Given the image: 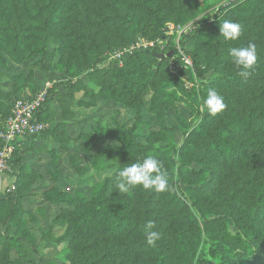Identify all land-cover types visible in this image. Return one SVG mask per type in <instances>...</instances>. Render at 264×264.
Returning <instances> with one entry per match:
<instances>
[{
  "label": "trees",
  "instance_id": "trees-1",
  "mask_svg": "<svg viewBox=\"0 0 264 264\" xmlns=\"http://www.w3.org/2000/svg\"><path fill=\"white\" fill-rule=\"evenodd\" d=\"M46 1L47 5L39 7L44 10L42 15L33 13L32 9L37 7L31 5L40 0H15L14 5L13 0H0V48L16 63L23 64L47 55V36H54L62 45H76L73 58L63 59L68 66L66 72L75 68L85 70L90 63L89 52L101 43L112 42L111 35L120 38L122 44L127 39L122 32L141 30L118 11L122 4L133 11L132 16L139 19L147 16L155 35L160 34L169 20L189 21L200 11L193 0ZM101 2H105L103 7L112 8L114 15L100 14L94 21L89 16L82 19L83 13H89ZM225 19L242 25L243 34L238 40L220 36V22ZM70 23L87 33L81 35L74 27H69L72 29L69 33H61ZM250 28L259 30L264 38V0L241 2L220 20H206L196 33L185 36L180 43L182 47L188 40L202 42L195 50L183 52L190 57L194 71L202 80L203 99L208 89H216L227 105L223 112L213 116L204 109L199 122L191 125L175 111L178 126H169L165 117V129L181 134L182 141L159 146L155 151L137 142L134 129L120 126L112 133L118 145L103 151L94 160L95 168L101 172L117 169L115 184L107 179L95 185L90 193L79 191L74 196L57 189L47 192V200L67 206L57 220L66 226L59 242L67 243L62 255L68 264H264V44H255L257 62L248 70L251 72L248 78L240 76L243 69L229 55L231 47L252 44L244 39L247 38L244 31ZM145 30L144 26V34ZM217 39L223 46L221 51L215 45ZM210 50L219 55L217 64L222 70L221 76L214 80L205 76L202 69ZM156 55L140 49L125 57L123 68L105 67L102 71L106 79L100 85L99 97L103 95L105 101L123 103L125 92L129 93L125 91L128 80L139 76L149 59L164 63ZM0 61L6 63L2 57ZM113 74L119 75L120 81L126 84L121 85L117 96L108 93ZM94 76L88 78L92 80ZM180 83L170 78L162 90L180 88ZM55 91L56 87L47 90V100L37 113L38 120L46 124L44 114L56 97ZM0 97L8 99L1 91ZM195 101L201 107L203 100L196 98ZM2 114L0 129L12 113ZM49 131L48 127L29 138L44 136ZM50 153L57 154L56 150ZM149 154L162 162L170 189L155 192L138 185L127 193H120L116 187L119 171L128 164L142 162ZM111 162L118 165L113 167ZM10 163L17 171L14 177L21 192V186L31 183L38 171L23 164L17 144ZM222 169H229L230 175L223 177ZM22 198L20 194L18 200H8L16 207ZM148 220L154 222V230L160 233L155 246L146 242L144 226ZM13 239L10 234H0V264H18L9 256L15 244Z\"/></svg>",
  "mask_w": 264,
  "mask_h": 264
},
{
  "label": "rangeland",
  "instance_id": "rangeland-1",
  "mask_svg": "<svg viewBox=\"0 0 264 264\" xmlns=\"http://www.w3.org/2000/svg\"><path fill=\"white\" fill-rule=\"evenodd\" d=\"M193 1L200 7L196 17L182 22L169 20L161 28L159 35L154 34L155 31L149 26L150 20L147 16L144 15L139 19L132 16L134 13L129 7L120 5L118 11L125 15L129 22L138 25L141 30L132 29L122 32L121 34L127 38L122 44L120 38L111 35L112 42L101 43L100 47L89 52L90 63L85 70L75 68L71 72H66L68 66L63 59L69 56L73 58L76 45H62L54 36H47V55L42 58L36 57L23 64L16 63L4 49L0 48V57L6 62L1 64L0 61V91L8 96V99L0 97V104L3 105L0 110L2 115L12 113L18 100H27L41 91L59 86L62 82H65L63 83L65 85L69 79L75 81L71 86L79 85L80 92L76 96L82 101V105L77 107L75 105V109H79L82 113L81 118H78L79 123L69 129H60L62 136L58 133L35 137V140H30L32 144H28L31 145L28 150L21 154L28 166L38 169V176L34 177L31 183L22 185L19 192L14 178L17 171L12 165L7 175H0V234H10L15 238L13 239L15 244L9 251L11 260L18 264H68L62 255L67 243L59 242L66 232V226L57 220L67 206L47 200L45 195L52 189L73 196L79 191L88 194L95 185L107 179L113 181L112 185L115 184L117 169L101 172L95 168L94 160L103 151L118 145L112 139V133L120 126L134 129L137 142L155 151L159 146L182 141L181 134H174L165 129V117L168 118L169 126L173 127L178 126L175 111L191 125H196L199 118L205 114L204 109L202 110L195 101L196 98L203 100L202 80L194 71L190 57L183 52L195 50L202 42L197 44L193 40H188L180 50L179 45L185 36L196 33L205 25L206 20L218 21L228 11L246 0ZM12 3L14 5L15 0ZM104 3L97 4L87 14L83 13L82 19L89 16L90 21H94L100 14L114 15L112 8L107 9L102 6L105 5ZM31 5L37 7L32 9L33 13L43 15L44 10H39V7L47 5V1L40 0V3L32 2ZM164 14L172 16L167 12ZM170 24L181 26V30L186 32L179 35L177 31L173 33L164 31ZM144 26L145 34L142 32ZM65 27L66 31L61 33H69L72 30L70 28L73 27L81 31L75 23L66 24ZM253 29L245 30L247 38H243L252 44L263 45L264 38L259 34V30ZM85 33L87 31L82 30L79 34ZM142 43L148 45L147 49L153 53L164 55L172 51L175 53L164 59L163 64L149 59V63L142 68L140 75L128 80V85L120 81L119 75L113 74L108 93L117 96L121 85L125 84V91L129 93L125 92L123 103L115 104L114 101H105L103 95L99 97L100 85L104 84L106 79L105 71L102 70L105 67L110 70L113 65L116 68H123L124 66L117 61L116 55L130 51L136 48L137 44L142 45ZM215 45L218 46L219 51L223 49L219 39L215 41ZM214 51L207 52L208 58L202 62L204 75L212 80L218 79L222 73L221 65L217 64L219 55ZM186 60H190L191 65L187 64ZM93 75L95 76L92 80L88 78ZM170 78L178 79L181 82L180 88L170 87L163 91L162 87ZM188 93L192 95L189 96ZM37 142H41L38 148ZM52 150H56L57 154L50 153ZM110 165L116 167L118 163L111 162ZM195 165L193 164L194 167ZM238 170L239 168L236 171ZM227 175H230V170L222 169V176ZM12 185L15 186V190L9 191ZM20 194L23 198L19 200V205L14 207V202L8 199L18 200ZM12 210L14 215H11Z\"/></svg>",
  "mask_w": 264,
  "mask_h": 264
},
{
  "label": "clouds",
  "instance_id": "clouds-1",
  "mask_svg": "<svg viewBox=\"0 0 264 264\" xmlns=\"http://www.w3.org/2000/svg\"><path fill=\"white\" fill-rule=\"evenodd\" d=\"M242 25L225 19L220 22V36L225 40H238L242 35ZM229 55L232 62L243 69L239 74L243 78H248L257 62V46L248 44L247 46L231 47ZM202 110L206 109L211 115L215 116L223 112L227 105L224 97L214 88L208 89L206 98L201 105ZM166 172L163 170L162 162L154 155H147L142 162L131 163L123 167L117 176L116 187L120 193L129 192L130 188L142 186L145 190H154L155 192H164L170 189L169 182L166 178ZM146 242L150 246H155L160 239V233L155 231V224L148 220L145 224Z\"/></svg>",
  "mask_w": 264,
  "mask_h": 264
},
{
  "label": "built area",
  "instance_id": "built-area-1",
  "mask_svg": "<svg viewBox=\"0 0 264 264\" xmlns=\"http://www.w3.org/2000/svg\"><path fill=\"white\" fill-rule=\"evenodd\" d=\"M164 31L172 33L177 31L179 35L186 32V30H181V26L171 24L167 25ZM147 46L144 43L142 45L137 44V47L130 51L118 53L116 59L121 66H124L126 56L132 55L140 49L148 50ZM180 48L181 46L179 50ZM172 52L175 53L174 51ZM190 60L185 62L191 65L192 61L190 62ZM47 90L39 92L32 99L18 100L14 105L10 118L4 122L0 129V175H7L11 171L10 162L16 151L18 139L39 135L48 128L46 123L39 121L37 118L38 111L47 100ZM14 190L15 186L12 185L9 191Z\"/></svg>",
  "mask_w": 264,
  "mask_h": 264
},
{
  "label": "crops",
  "instance_id": "crops-1",
  "mask_svg": "<svg viewBox=\"0 0 264 264\" xmlns=\"http://www.w3.org/2000/svg\"><path fill=\"white\" fill-rule=\"evenodd\" d=\"M63 83L65 82H62L61 84H59V86L56 87V97L50 104V108H48V110H46V113L44 114V118H46V122L50 130L49 133L46 135H57L59 133L60 136H62L60 129H69L74 124L79 123L78 118H81V111L79 109H75L77 105H82V101H79L80 99H77L76 96L77 93L80 92L79 85H75L74 88L70 87V85H74L75 83V81H73L72 79H69L65 85H63ZM30 140H32V138L29 137L18 139L17 147L20 150L21 154L28 150V148L31 146H28V144H32L30 143ZM33 140H35V138H33ZM36 144L37 148L38 146H41V142H37ZM23 164L27 165L24 160ZM29 168L33 170H38L35 167L29 166Z\"/></svg>",
  "mask_w": 264,
  "mask_h": 264
},
{
  "label": "water",
  "instance_id": "water-1",
  "mask_svg": "<svg viewBox=\"0 0 264 264\" xmlns=\"http://www.w3.org/2000/svg\"><path fill=\"white\" fill-rule=\"evenodd\" d=\"M173 54H174L173 52L168 53L167 55H164V54H157L156 57H157L158 59H162V60H163V59H166V58L171 57Z\"/></svg>",
  "mask_w": 264,
  "mask_h": 264
}]
</instances>
